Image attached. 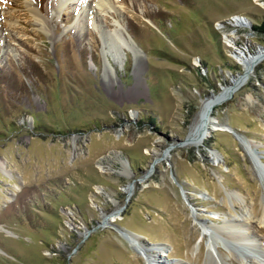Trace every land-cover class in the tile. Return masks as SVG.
<instances>
[{
	"label": "rangeland",
	"instance_id": "obj_1",
	"mask_svg": "<svg viewBox=\"0 0 264 264\" xmlns=\"http://www.w3.org/2000/svg\"><path fill=\"white\" fill-rule=\"evenodd\" d=\"M263 19L264 0H0V264L260 263Z\"/></svg>",
	"mask_w": 264,
	"mask_h": 264
},
{
	"label": "bare ground",
	"instance_id": "obj_2",
	"mask_svg": "<svg viewBox=\"0 0 264 264\" xmlns=\"http://www.w3.org/2000/svg\"><path fill=\"white\" fill-rule=\"evenodd\" d=\"M101 4L104 5L103 3H101ZM240 55H237V57L240 58L239 60L241 62V65L243 67H245V68H251V66L258 60V55L257 54H250V55L240 54ZM139 90H140V88L137 86L131 92H126L123 97H133L137 92H139ZM216 101H217L216 98L211 97V98L208 99V101H206L204 103V105L202 107L203 109H202L201 115H200V124H202V126H206V128H208V119L206 117V114H207L208 110L211 107H213V106L216 105ZM192 134L193 133H190V136ZM249 211L246 210V214H244L242 216V222L243 223L248 222V220H249L248 215L253 214V209H250ZM261 221H263V220H261ZM241 224L242 223L239 222V226H242ZM209 228H211V227H209V226L207 227V226L202 225L203 234H206V232H209L210 233V236H211V234H213V233L211 232V230ZM214 228H211L212 231H213ZM225 229H227V228H225ZM223 232H224V234H225V232L226 233H231L232 235H230V234L229 235H226L227 238H230L231 240L237 239L240 242H242V245L243 244H247V243H250V244L252 243V241H249V239L251 240L252 238L248 237L247 236V233H245L244 230L243 231L238 230V231H234V232H229L228 229H227V230H224ZM126 235L129 237L128 234H126ZM243 240H245V241L247 240L249 242H245ZM132 242H134L136 245L138 244V246H139V243L137 241H132ZM213 242L214 241L210 242L209 246H212V247L215 246V242L214 243ZM140 250H141V248H140ZM215 250L218 253V248L217 247H215ZM141 251L143 253H146V250H143L142 249ZM259 253H260V256L262 257V260L259 261L260 263H257L255 261L254 257L253 256H250V257H248L246 259H243V258H240V257L239 258L236 257L235 264H244V263L245 264H264V250H262V249L259 250ZM154 258L155 257H152V259L149 258L148 256L145 257V264H152L151 263L152 261L158 262ZM207 260H208V264H224V263H222L223 258H221V256H220V257H217V259H215L214 256L212 255V253L210 252V250L207 251V257L205 258L204 264H207Z\"/></svg>",
	"mask_w": 264,
	"mask_h": 264
},
{
	"label": "trees",
	"instance_id": "obj_3",
	"mask_svg": "<svg viewBox=\"0 0 264 264\" xmlns=\"http://www.w3.org/2000/svg\"><path fill=\"white\" fill-rule=\"evenodd\" d=\"M258 24H259V25H255V26H253V28H254L257 32H259V33H261V34L264 35V19H263L261 22H259Z\"/></svg>",
	"mask_w": 264,
	"mask_h": 264
}]
</instances>
